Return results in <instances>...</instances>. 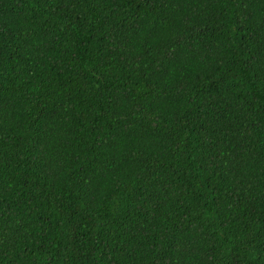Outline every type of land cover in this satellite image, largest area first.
Segmentation results:
<instances>
[{"label":"trees","instance_id":"16d2710c","mask_svg":"<svg viewBox=\"0 0 264 264\" xmlns=\"http://www.w3.org/2000/svg\"><path fill=\"white\" fill-rule=\"evenodd\" d=\"M0 264H264V0H0Z\"/></svg>","mask_w":264,"mask_h":264}]
</instances>
